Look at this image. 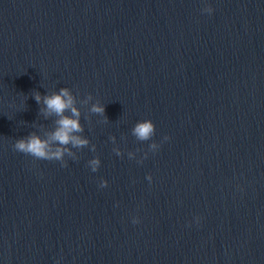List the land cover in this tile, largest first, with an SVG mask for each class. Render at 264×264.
Masks as SVG:
<instances>
[{"label": "clouds", "instance_id": "clouds-1", "mask_svg": "<svg viewBox=\"0 0 264 264\" xmlns=\"http://www.w3.org/2000/svg\"><path fill=\"white\" fill-rule=\"evenodd\" d=\"M202 11L210 14L213 9L211 7H205ZM35 99L37 103H40L41 96L39 93H35ZM43 103L46 106V115L55 113L60 117L56 121V130L46 140L41 139L35 134H30L26 138L17 139L13 148L35 159L60 161L62 166H66V161L64 160L65 154L75 159V154L71 152L67 146L71 145L72 147L82 148L88 144L87 140L81 139L79 136L75 135V133L82 131L78 119L80 113L77 108L74 107L73 97L66 88H62L59 93L45 96L43 98ZM91 111L103 115L105 109L103 105H93ZM66 112H70L71 115H65ZM153 133L154 124L151 120L140 122L134 128V134L141 140L150 139ZM165 139H168V137H165ZM53 142L59 145L55 147L54 150L52 148ZM152 147H156V145H152ZM89 163L92 167V171L95 172L100 162L98 159H93L89 161ZM100 187H103V185H100ZM133 223L139 222L134 220ZM57 264H59V262H57Z\"/></svg>", "mask_w": 264, "mask_h": 264}]
</instances>
